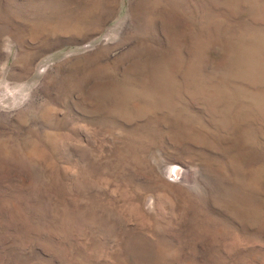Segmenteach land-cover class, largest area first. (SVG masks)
<instances>
[{
  "label": "rangeland",
  "instance_id": "374dc122",
  "mask_svg": "<svg viewBox=\"0 0 264 264\" xmlns=\"http://www.w3.org/2000/svg\"><path fill=\"white\" fill-rule=\"evenodd\" d=\"M0 264H264V0H0Z\"/></svg>",
  "mask_w": 264,
  "mask_h": 264
}]
</instances>
